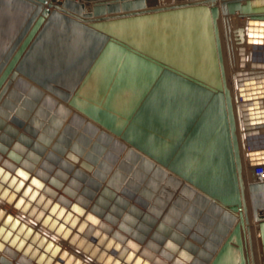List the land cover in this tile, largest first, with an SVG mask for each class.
Instances as JSON below:
<instances>
[{
  "label": "water",
  "instance_id": "95a60500",
  "mask_svg": "<svg viewBox=\"0 0 264 264\" xmlns=\"http://www.w3.org/2000/svg\"><path fill=\"white\" fill-rule=\"evenodd\" d=\"M87 1L0 0V264H264V0Z\"/></svg>",
  "mask_w": 264,
  "mask_h": 264
},
{
  "label": "built area",
  "instance_id": "2783aa9c",
  "mask_svg": "<svg viewBox=\"0 0 264 264\" xmlns=\"http://www.w3.org/2000/svg\"><path fill=\"white\" fill-rule=\"evenodd\" d=\"M254 174L259 181H264V165L255 167Z\"/></svg>",
  "mask_w": 264,
  "mask_h": 264
},
{
  "label": "crops",
  "instance_id": "0c3cea01",
  "mask_svg": "<svg viewBox=\"0 0 264 264\" xmlns=\"http://www.w3.org/2000/svg\"><path fill=\"white\" fill-rule=\"evenodd\" d=\"M81 1H84V3L86 4V7L87 8L89 7V5H92V3L94 2V1H87V0H81ZM233 17L236 19V20L234 19V25L237 24L238 21H239V24H242L243 23V20H245V18H243V19H237L235 15ZM241 21H242V23H240ZM247 49L248 50L250 49V45H248V48Z\"/></svg>",
  "mask_w": 264,
  "mask_h": 264
},
{
  "label": "bare ground",
  "instance_id": "6f19581e",
  "mask_svg": "<svg viewBox=\"0 0 264 264\" xmlns=\"http://www.w3.org/2000/svg\"><path fill=\"white\" fill-rule=\"evenodd\" d=\"M234 19H235V18H234ZM235 20H236V19H235ZM243 21H244V20H243ZM236 22H237V21H236ZM237 23H239V21H238ZM240 23H242V21H241ZM251 170H252V169H250L249 167L245 169L246 176H250ZM5 208L8 209V210H10V211H12V212H14V213H16V210H14V209H13L11 206H9V205H5Z\"/></svg>",
  "mask_w": 264,
  "mask_h": 264
}]
</instances>
